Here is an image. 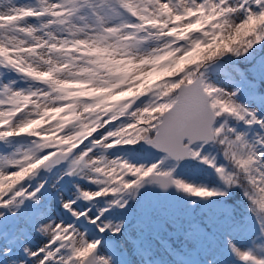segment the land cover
Segmentation results:
<instances>
[{
  "label": "snow or ice",
  "instance_id": "1",
  "mask_svg": "<svg viewBox=\"0 0 264 264\" xmlns=\"http://www.w3.org/2000/svg\"><path fill=\"white\" fill-rule=\"evenodd\" d=\"M0 264H264V0H0Z\"/></svg>",
  "mask_w": 264,
  "mask_h": 264
},
{
  "label": "trees",
  "instance_id": "2",
  "mask_svg": "<svg viewBox=\"0 0 264 264\" xmlns=\"http://www.w3.org/2000/svg\"><path fill=\"white\" fill-rule=\"evenodd\" d=\"M186 170L194 178L195 181L200 182V183L204 182L206 173H204L203 171H200L199 173H197L191 168H188Z\"/></svg>",
  "mask_w": 264,
  "mask_h": 264
},
{
  "label": "rangeland",
  "instance_id": "3",
  "mask_svg": "<svg viewBox=\"0 0 264 264\" xmlns=\"http://www.w3.org/2000/svg\"><path fill=\"white\" fill-rule=\"evenodd\" d=\"M122 156H124V158H129L128 154L127 153H121ZM183 176V178L189 180V181H192V182H195L197 184H200V182H197L194 180V178L188 173V171L185 169L183 171V173L181 174ZM253 229L255 228V224L253 223L252 225Z\"/></svg>",
  "mask_w": 264,
  "mask_h": 264
}]
</instances>
